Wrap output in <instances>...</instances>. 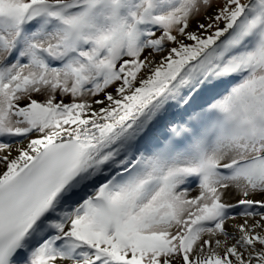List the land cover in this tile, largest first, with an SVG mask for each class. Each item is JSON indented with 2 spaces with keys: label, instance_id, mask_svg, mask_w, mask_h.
I'll return each mask as SVG.
<instances>
[{
  "label": "snow or ice",
  "instance_id": "obj_1",
  "mask_svg": "<svg viewBox=\"0 0 264 264\" xmlns=\"http://www.w3.org/2000/svg\"><path fill=\"white\" fill-rule=\"evenodd\" d=\"M0 264H264V0H0Z\"/></svg>",
  "mask_w": 264,
  "mask_h": 264
},
{
  "label": "bare ground",
  "instance_id": "obj_2",
  "mask_svg": "<svg viewBox=\"0 0 264 264\" xmlns=\"http://www.w3.org/2000/svg\"><path fill=\"white\" fill-rule=\"evenodd\" d=\"M229 82H230V85H232V84H234L235 81H228V83H229ZM225 84H226V82L221 83V84H219L216 88L204 92V93L202 94V96L200 97V99H199L198 102L201 103V104H205V103H208V102H212V100H211L212 98H210V97H211L213 94H215V93L217 92V90L220 89V87H222L221 89L226 90V88H225V87H226ZM220 92H222V91H218L219 94H220ZM226 93H227V91L223 92V94H226ZM216 96H217V94H216ZM170 118H172V119H179V116L173 115V116H171ZM164 131H165V129H164V124H163V122H162L161 124L157 125V127H156V129H155L153 143L156 142V139H155V138H161V137L163 136ZM191 195H196V192L193 191V192L191 193Z\"/></svg>",
  "mask_w": 264,
  "mask_h": 264
},
{
  "label": "rangeland",
  "instance_id": "obj_3",
  "mask_svg": "<svg viewBox=\"0 0 264 264\" xmlns=\"http://www.w3.org/2000/svg\"><path fill=\"white\" fill-rule=\"evenodd\" d=\"M234 84H235V83H234ZM234 84H233V85H234ZM233 85H230V82H229V83H228V82H226V84H225V86H227L229 89H230V88H231ZM221 88H222V87H220V89H218V90H217V92H216L215 94H213V95L210 97V98H212V99H211V100H212V102H214L216 99H219V98L221 97V96H220V97H218V98H217V97H215V96H216V94H219V93H218V91H222V90H224V89H221ZM223 95H225V94H223ZM223 95H222V96H223Z\"/></svg>",
  "mask_w": 264,
  "mask_h": 264
}]
</instances>
